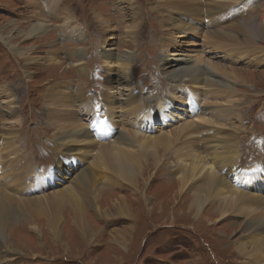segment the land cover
<instances>
[{"label":"bare ground","instance_id":"1","mask_svg":"<svg viewBox=\"0 0 264 264\" xmlns=\"http://www.w3.org/2000/svg\"><path fill=\"white\" fill-rule=\"evenodd\" d=\"M158 3L162 9L158 8L157 11L163 18L161 19L163 50L160 59L164 60L160 71L167 81L166 84L161 76V86H168L169 92L176 93L177 98H182L186 94L191 99L190 94L187 95L180 89L183 88V91L192 89L191 91L195 93L194 85L196 84L193 83H197L200 89L195 94L199 96L198 93H209L211 86L221 85L222 89L230 88L225 84L229 83L230 78L249 77L250 72H245V70L230 68L221 63H219L221 66L216 64L213 61L216 55L210 57V62L196 57L198 53L195 52L197 51L195 47L199 46L197 42H193L194 48H188L183 45L190 43L189 41H180V38L189 36L196 38L201 33L206 39L220 37L228 46L243 43L241 41H244L243 35L249 33L251 27L246 28L241 21L235 18L238 16L237 13L241 14L246 11L244 6L233 4V0H159ZM129 8L132 10L131 13L136 14L137 7ZM225 8L229 9L224 13ZM119 9L122 10V8ZM137 10L139 12V8ZM154 13L156 12L153 9L152 15ZM213 13L222 15L216 21ZM101 22L104 23L102 25L104 31L111 28L110 23ZM139 22L130 24L128 29L131 30L126 34L136 39L134 34L138 32ZM215 23L217 24L214 25ZM48 26L46 21L41 19L35 21L28 30H23L8 22L6 25H0V36L11 47V50L21 55L28 63L33 60V57H29L28 50L19 47L13 38L16 36L28 38L36 34L41 35L40 39H42L43 34L48 32ZM75 26L72 30L77 31L75 33L77 41H81L84 39L83 33L78 27L73 29ZM143 34L142 24L140 35ZM171 47L178 48L179 52H185V54L171 53ZM239 47L247 52L246 45ZM194 52L196 56L192 55ZM173 55L177 56L173 57ZM102 57L107 67L113 61L117 63L114 70L118 76L110 75L108 79H105L102 92L100 94L99 91L96 92V99L100 100L98 104L94 105L93 99H87L86 90L75 87L74 83L58 84L56 88L54 83L45 87L41 94L45 109H49V114L55 115L53 124L51 119L46 117L52 125V130H55V125L62 131L60 135H58L59 131H55L53 135H56L53 139L56 155L52 164L40 175L39 170L35 171L33 168L32 171L35 173L33 179L31 173L25 182L31 179L35 187V181L40 180L41 188L38 187V190L50 189L49 186L55 183L56 187L52 188V192L49 191L40 197L23 196L24 180L16 179L13 174L7 175L9 166L7 167L6 162L2 163L0 178L4 181H11V184L7 183L9 185L4 188L3 184L0 185V242H6L10 248L16 250L12 246L13 241L7 235L8 231H15L18 226L22 227L27 223L26 217L29 213H38L40 210L46 211V225L50 239L58 242L64 238V232L67 233L66 236L72 234L77 236L80 242L88 244L96 242L102 230L94 227L95 225L89 218L90 212L92 217L101 216L104 220L113 217L136 220L135 210L130 203L135 200H149L146 192L148 186L145 188L148 177L146 170L156 169L162 161H165L167 158H161L160 150L168 148L175 160L170 157L168 166L166 162H162L163 165H160L157 173L165 176L170 174L171 178L175 177V174L177 176L173 182L171 179L161 182L166 196L173 201L178 200L177 204L181 207L186 206L187 212L184 213L191 214L194 219L200 218L203 221L212 222L214 220L215 222L228 214L243 216L244 222L238 227L240 234L232 241L237 254L240 255V264H264V155H258V159L252 154L248 155L246 159L250 162L241 163L244 160L243 157L232 148V144L234 145L231 140L234 133L233 126L230 125L233 122L230 123L232 116L228 122L229 127L223 129L217 120L210 119L211 113L206 114L209 117L197 115V111L207 113V108L198 109L192 100H188L187 105L179 100L172 103L168 96H163V89L159 86L157 87L159 88L158 94L161 96L159 100L157 99L155 109H153L150 104L153 99L148 95L144 96V91L133 84L132 73L139 68L133 65L135 58L133 52L117 54L112 49H108L102 51ZM226 57L230 59L227 55ZM48 62L54 66L59 64L51 57ZM140 64L139 61L138 65ZM79 68H82V72L85 71L83 66ZM79 68L78 71H81ZM218 71L225 76L223 79H220ZM143 74L147 73L143 72ZM57 83H63V81ZM47 88L49 89L45 91ZM125 88L127 89L126 94L123 92ZM1 93L8 97V100L3 102L6 107L4 119L8 120L6 123L8 127L3 131L11 135H7V138L0 137V140H3L1 143L5 145L7 143L9 147L15 144L14 139L9 136L17 137L11 126L17 124L16 127H18L20 115L17 114L19 110L16 109V101L12 98L16 92L12 91V88L5 87ZM47 98H52L56 106H47L45 102ZM28 100L31 104L34 103L32 98L28 97ZM84 100L86 101L83 102ZM129 102L135 103L133 108L129 109ZM114 105L117 107V112L120 111L121 114L127 113L129 109L127 113L129 118L120 119L119 117L118 119L115 110L111 109ZM28 109H31V106ZM62 109L66 110L62 112ZM76 110L79 113L78 117ZM226 112L231 115L229 111ZM222 114L225 117L226 114ZM171 117L178 122L176 130L165 133L163 128L153 127L157 120L167 123ZM200 130L203 131L201 135ZM17 145L19 149V142ZM209 147L212 149L203 150ZM218 147H220L219 150H217ZM71 149H73L72 152H70ZM2 158L4 159L3 155ZM170 161L174 162V166ZM29 164L33 163L26 158L19 164V168L26 169L27 172V169H30ZM165 167L167 169H164ZM97 178L102 179V184H95ZM107 187L118 190L109 191ZM123 187L130 188V192L132 190L133 192L122 195L119 191H122ZM133 193H138L139 196L135 198L132 196ZM102 202L106 204L103 206ZM132 229L134 226L129 224L111 230L114 233L111 240L118 245L117 247L125 248L126 243H129ZM194 241L196 246L194 248L191 240L184 245V253L190 263L198 264L200 246H202L209 261L208 264H232L230 259L222 256L221 251L216 247L217 255L211 251L210 246L205 247L196 238ZM192 252L196 253L197 262L192 260L193 256L190 255ZM114 255L113 259H118L117 255ZM112 257L111 260H113Z\"/></svg>","mask_w":264,"mask_h":264},{"label":"rangeland","instance_id":"2","mask_svg":"<svg viewBox=\"0 0 264 264\" xmlns=\"http://www.w3.org/2000/svg\"><path fill=\"white\" fill-rule=\"evenodd\" d=\"M158 2L159 0H0V25H6L10 22L19 29L28 30L35 21L41 19L49 25L48 32L42 33V39H40L41 35L36 34L28 38L20 36L13 38V41L19 47L28 50L29 57H33V60L28 63L24 61L21 55L11 50V47L0 36V137L7 138V135H11L3 131L8 127L6 125L8 120L4 119L6 107L3 103L8 100V97L1 93L5 87L12 88V91L16 92L12 96L16 101V104L15 102L13 104L19 110L17 114L20 115L18 127H16L17 124L10 125L17 134V137L9 136L14 139L15 144L8 147L7 143L5 145L1 143L3 140H0V157L2 158V155L4 157V159L0 158V175L2 174V163L6 162L7 167L9 166L6 174H13L16 179L24 180L22 184L25 188L22 191L23 196L40 197L46 195L49 191L52 192V188L56 187V184L52 183L49 186L50 189L38 190V187L41 188L40 180L35 181V187H33L30 178L28 182H25V179L31 173L33 179L35 174L32 171L33 168L35 171L39 170L40 175L52 164L56 155V148L53 143L56 135H53L55 131H59L58 135L62 131L55 125V130H52L50 121L46 119V117L50 118L53 124L55 115L49 114V109H45L41 97L44 88L54 83L55 88L58 84L69 83L70 85L74 83L75 87L86 90L87 99H93L92 103L94 105L98 104L100 100L96 99V92L99 91V94L102 92L105 79H108L110 75L112 77L118 76L114 70L117 63L113 61L107 67L104 57H102V51L108 49H112L117 54L133 52L135 55L133 65L134 67L139 66L132 73L133 84L144 91V96L148 95L153 99L150 102L153 109H155L157 99L161 96L158 94L159 88L157 87L159 86L163 89V96H168L172 103L179 100L182 104L187 105L188 100H192L198 109L207 108V113L197 111V115L209 117L206 114L211 113L210 119L217 120L219 126L223 129L229 127L228 122L232 116L233 119L230 121V123L233 121L230 125L233 126L234 130L231 139L234 142L232 148L236 149L237 154L243 157L244 160L241 163L247 164L250 162L249 159H246L248 155L252 154L256 159H258V155H264V0H233V4H241L246 8V11L241 14L237 13L238 16L235 19L241 21L246 28L251 27L250 32L245 33L247 36L243 35L244 41H241L244 44L228 46L220 37L210 38L207 36L210 39H206L202 37L203 34L201 33L196 38L192 36L180 38L181 42H190L183 45L188 48H194L193 42L199 44L195 47V50H197L195 52L198 53L197 56L195 52L192 54L198 58L210 62V57L216 55L217 57H214L213 61L219 66H221L219 64L221 63L224 66L245 70V72L255 75V77L249 74V77L237 78L236 76L233 79L228 78L229 83L225 84L230 88L224 87L226 89H222L221 85L219 87L211 86L209 93L203 92L204 95L198 93L199 96L195 94L200 89L197 83H193L196 84L194 85L195 93L191 91L192 89L183 91V88H181L180 91L187 93V95L190 94L191 99L186 94L182 98H177L176 93H172L174 97L169 92L168 86L164 87L160 84L161 76L166 84L167 81L160 71V66L163 65L164 60L163 58L160 59L163 50L161 43V36H163L161 19L163 18L160 12L157 11L158 8L162 9ZM131 6L139 8V12L136 8V14L131 13L132 10L129 8ZM149 6L156 13L152 15L153 9ZM117 7L122 8V10L120 11ZM228 9L225 8L224 13L228 12ZM220 15H214L216 21ZM101 21L110 23L111 28L104 31L102 26L104 23ZM134 22H139L138 32L134 34L136 39L132 35L126 34L131 30L128 29V26ZM142 24L144 34L140 35ZM74 25L76 26L73 29L78 27L83 33V40L77 41L75 34L77 31L72 30ZM241 45L247 46V52L239 47ZM178 50V48L171 47V53L185 54V52H179ZM225 54L230 58L229 60ZM176 56L173 55V57ZM50 57L56 59L59 64L54 66L49 63ZM139 61L141 62L140 65H138ZM81 66L84 67V72H82V68H79ZM78 68L81 71H78ZM143 72L147 74L144 75ZM217 74L220 79L225 77L220 71ZM61 81L63 83H57ZM53 92L55 93V91ZM123 92L126 94L127 89H123ZM54 93L53 97L55 96ZM28 97L34 100L33 104L30 103ZM48 99H45L47 106H56L52 98ZM134 104L129 102V109L133 108ZM29 106H31V109H28ZM111 109L115 110L118 119L119 117L120 119L122 117L129 118L127 115L129 109L124 114H121L120 111L117 112L115 105ZM223 109L224 111H221ZM65 110L62 109V112ZM226 111H229L231 115H228ZM75 112L78 117V111ZM222 113L226 114L225 117ZM132 118L136 117L132 116ZM177 124L176 119L171 117V120L167 123L157 120L153 127L163 128V132L166 133L176 130ZM202 133L203 131L200 130L199 134ZM210 149L212 147L203 150L208 151ZM219 149L220 147L217 148V150ZM72 151L73 149L70 152ZM160 151L161 158H167L162 161L166 162L167 166L170 164L168 163L170 157L175 160L169 153L168 148ZM26 158L33 163L32 165L29 164L30 169L28 168L27 172L26 169L21 170L19 168V164ZM170 162L174 166V162ZM86 163L88 164V161ZM161 164L156 169L146 170L148 177L145 188L148 186L146 192L149 200H135L130 203L135 210L136 220L132 221L124 217H121L124 220L115 217L104 220L101 216L98 218L96 216L92 217L90 212L89 218L95 225L94 227L102 230L96 242L92 244L80 242L77 236L73 234L66 236L67 233L65 232L63 233L64 238L61 239V242H58L57 240L52 241L49 237L46 211L31 212L26 217L27 223L22 227H16L15 231L9 230L7 233L13 241L12 246L16 250L10 248L6 242H0V264H196L190 263L184 253V245L189 240H191L192 247H196L195 238L205 247L210 246L215 255L218 254L217 248L221 251L222 256L230 259L232 264H240V255L237 254L238 252L232 241L240 234V228L238 227L244 222L243 219L245 218L228 214L215 222L214 220L210 222L203 221L200 218L194 219L191 214L184 213L187 212V207H181L177 204L178 200L173 201L168 198L169 196H166L164 189H162L163 184L161 182L169 179L173 182L177 175L175 174V177L171 178L170 174L165 176L157 173V169ZM164 169H167V167ZM101 181V178H97L95 184L100 185L102 184ZM7 183L11 184V181H4L0 178V185L3 184V188L9 185ZM42 190L44 191L42 192ZM107 190L117 191L118 189L107 187ZM130 190V188L123 187L122 191L119 192H122V195H128L133 192V190L131 192ZM25 191H28V193H25ZM119 192L114 193L120 195ZM132 196L137 198L139 195L133 193ZM103 204L106 203L102 202ZM129 224L134 226V229L130 232L129 243H126L125 248L117 247L118 245L111 240V236L114 234L111 230ZM16 239L22 240L18 241ZM11 240L9 239V241ZM65 249L66 251H64ZM200 251L198 264H208L209 261L202 246H200ZM34 253L38 255H32ZM195 254V252H192L190 255L193 256L192 260L197 262L198 257ZM113 255H117L118 259H113ZM111 257L113 260H111ZM241 259L243 260L242 257Z\"/></svg>","mask_w":264,"mask_h":264}]
</instances>
